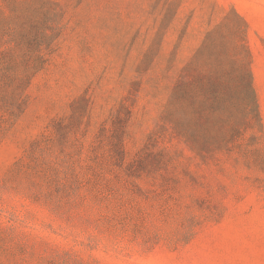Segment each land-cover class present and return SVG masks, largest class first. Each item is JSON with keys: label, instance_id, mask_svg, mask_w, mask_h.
Listing matches in <instances>:
<instances>
[{"label": "rangeland", "instance_id": "rangeland-1", "mask_svg": "<svg viewBox=\"0 0 264 264\" xmlns=\"http://www.w3.org/2000/svg\"><path fill=\"white\" fill-rule=\"evenodd\" d=\"M56 1L61 34L28 88L25 113L0 133V264H264V178L206 169L208 183L193 187L175 181L181 169L156 155L166 145L191 154L183 143L156 140L160 114L177 82L201 86L205 67L192 59L209 31L217 29L218 58L224 44L238 57L244 32L233 9L256 18L247 19V40L264 122V0ZM235 69L230 86L237 99ZM82 95L91 106L82 124L86 144L101 125L111 131L118 116L126 163L139 158L142 165L136 176L118 181L112 195L67 197L58 212L52 201L34 198V178L16 173L15 163L28 161L32 141L48 132L52 118L68 119L70 103ZM66 148L47 154L59 178L42 180L41 188L70 177L93 193L87 163Z\"/></svg>", "mask_w": 264, "mask_h": 264}, {"label": "trees", "instance_id": "trees-1", "mask_svg": "<svg viewBox=\"0 0 264 264\" xmlns=\"http://www.w3.org/2000/svg\"><path fill=\"white\" fill-rule=\"evenodd\" d=\"M60 10L61 4L56 0H0V133L13 127L27 109L28 88L45 69L54 50L53 44L61 34ZM233 14L244 32L238 57L224 44L223 54L218 58L214 50L217 29L209 31L192 59L205 67L201 86L177 82L158 122V142L166 138L168 142L175 140L187 145L191 154L188 156L166 145L156 155L174 170L181 169L182 172L173 176L175 181L185 180L193 187L208 183L209 179L203 175L206 169L215 173L229 168L244 171L246 175L242 178L247 181L264 178V122L251 69L252 50L247 40L249 23L236 9ZM231 34H236V28L231 29ZM234 66L240 81L237 98L240 102H236L230 86ZM69 107L68 119L52 118L48 132L32 141L27 149L28 161L15 163L16 173L34 178L31 183L34 198L54 202L51 205L55 204L58 212L67 197L91 195L99 199L112 195L117 182L136 176L142 165L139 158L126 163L118 116L114 118L111 131L101 125L86 144L82 124L91 110L89 99L82 95L73 99ZM67 146L72 157L87 163L94 183L93 193H85L81 186H74L72 178L67 176L46 192L41 188L42 180L59 178L55 174L57 170L48 164L47 154L64 151ZM84 153H88L86 158ZM110 173L114 174L112 178L108 177ZM215 178L219 181L217 176ZM194 201L202 203L200 198ZM216 212L219 215L221 208H216ZM190 219L192 223H199L200 217L191 214ZM194 231L193 226H189V234Z\"/></svg>", "mask_w": 264, "mask_h": 264}, {"label": "crops", "instance_id": "crops-1", "mask_svg": "<svg viewBox=\"0 0 264 264\" xmlns=\"http://www.w3.org/2000/svg\"><path fill=\"white\" fill-rule=\"evenodd\" d=\"M264 13V12H263ZM245 14V13H244ZM245 16L247 17L248 21L252 24L254 21H256V18L254 16H251L249 14H245ZM261 23L263 24V30L262 32L264 33V14H262V16H260Z\"/></svg>", "mask_w": 264, "mask_h": 264}]
</instances>
